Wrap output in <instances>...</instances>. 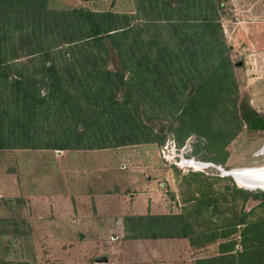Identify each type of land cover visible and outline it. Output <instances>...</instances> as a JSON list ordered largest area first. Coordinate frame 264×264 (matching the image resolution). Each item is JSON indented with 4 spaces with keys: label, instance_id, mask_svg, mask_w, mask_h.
<instances>
[{
    "label": "trees",
    "instance_id": "trees-1",
    "mask_svg": "<svg viewBox=\"0 0 264 264\" xmlns=\"http://www.w3.org/2000/svg\"><path fill=\"white\" fill-rule=\"evenodd\" d=\"M46 1L0 0V9L35 6L52 20L50 36L46 17L38 14L24 27L35 39L24 62L4 51L0 38V90L9 101L0 108V149L64 151L92 141L160 145L169 135L181 147L195 136L210 162L222 166L244 124L264 131V114L239 96L220 23L222 0H134L128 13L85 7L49 12ZM30 63H38L31 74L25 72ZM159 109L168 111L164 126L155 123ZM141 110L151 113L143 118ZM50 125L64 128L50 132ZM42 126L48 139L34 131ZM235 194L243 211L223 228L197 232L178 214L127 216L125 238L183 237L191 246L197 239L220 240L218 254L195 264H264V212L251 219L244 210L250 199L264 207V193L232 185L221 201Z\"/></svg>",
    "mask_w": 264,
    "mask_h": 264
},
{
    "label": "rangeland",
    "instance_id": "rangeland-1",
    "mask_svg": "<svg viewBox=\"0 0 264 264\" xmlns=\"http://www.w3.org/2000/svg\"><path fill=\"white\" fill-rule=\"evenodd\" d=\"M223 1L225 11L238 18L241 13L235 0ZM45 7L49 12L85 7L96 12L128 13L136 6L134 0H47ZM8 8L0 9L2 49L24 62L29 59L24 55L31 50L30 42L35 40L25 26L31 20L37 21L38 8ZM38 15L46 17L43 13ZM45 22L50 36L52 20L46 17ZM27 66L25 72L31 74L35 69L32 66L38 68V63ZM0 92L2 108L9 101L5 91ZM149 113L140 112L143 118ZM158 115L160 120L155 123L164 126L168 111L159 109ZM50 126V132L64 128ZM243 126L242 133L227 147L228 158L221 166L225 170L264 165V131H249ZM34 131L38 138L49 137L45 126ZM168 140L174 139L169 135L160 145L117 147H102L99 141H92L90 147L64 150L76 151L79 159L68 155L62 161L54 149H0V262L195 264L198 258L218 254L220 240L199 243L201 239H197V244L191 246L183 237L126 239L121 229L124 218L130 216L126 214L134 213L178 214L197 232L217 230L234 222L243 211L237 194L230 195L227 203L221 201L225 190L236 184L230 177L222 176L217 165L199 167L189 163H211V155L198 137H189L181 147L176 144L177 151L173 154L168 149L164 158L161 150ZM90 166L96 171L93 181L83 175ZM74 169L79 173H74ZM224 177L227 180L217 179ZM203 194L207 197L201 200ZM259 203L260 200L247 201L244 210L250 212L249 218L264 212ZM66 216L74 228L65 225L69 222ZM80 221L102 223L100 227L111 229H83ZM66 226L70 228L66 230ZM232 238L238 239V233Z\"/></svg>",
    "mask_w": 264,
    "mask_h": 264
},
{
    "label": "crops",
    "instance_id": "crops-1",
    "mask_svg": "<svg viewBox=\"0 0 264 264\" xmlns=\"http://www.w3.org/2000/svg\"><path fill=\"white\" fill-rule=\"evenodd\" d=\"M234 3L236 4L238 11L241 13L238 18L232 16V14L229 15V13L225 11V7L221 2L220 23L223 36L230 52L231 62L234 65V76L238 86L240 99L245 101L255 113L263 115L264 0H235ZM75 152L60 150L58 157L60 159H67L68 155H70L71 158L78 160V155ZM76 172L79 173L74 169V173ZM95 172V169L90 166L86 169V172H84L83 175L91 178L93 181L92 175ZM142 214L143 213L141 212L137 215ZM126 215L134 216L136 214L128 213ZM65 218L69 221L66 222L65 225H72L74 228L73 222L69 216H66ZM80 223L82 224L83 229L85 227L94 231L99 229H111V227H100L102 223L98 222L86 223L80 221ZM67 227L69 226H66V230ZM121 229L124 230L123 224Z\"/></svg>",
    "mask_w": 264,
    "mask_h": 264
},
{
    "label": "water",
    "instance_id": "water-1",
    "mask_svg": "<svg viewBox=\"0 0 264 264\" xmlns=\"http://www.w3.org/2000/svg\"><path fill=\"white\" fill-rule=\"evenodd\" d=\"M192 165L199 166V167H206V166H215L211 163H203L199 161H193L191 160L189 162ZM222 174V176H227L232 178V180L235 182L236 186L239 188H243L245 190L249 191H261L264 193V184L259 183L261 180L258 178L259 175L264 173V170H262L264 166L260 167H250V168H236V169H230V170H225L221 166H215ZM250 170H257L256 172L260 173H248ZM251 177V178H250ZM256 181L258 180L259 182L254 183L255 179Z\"/></svg>",
    "mask_w": 264,
    "mask_h": 264
},
{
    "label": "built area",
    "instance_id": "built-area-1",
    "mask_svg": "<svg viewBox=\"0 0 264 264\" xmlns=\"http://www.w3.org/2000/svg\"><path fill=\"white\" fill-rule=\"evenodd\" d=\"M168 149H170V152H172L173 154L177 151L176 144H175L174 140H168L167 144L164 145L163 149L161 150L162 153H163L164 158H166L165 151L167 153L169 152Z\"/></svg>",
    "mask_w": 264,
    "mask_h": 264
},
{
    "label": "bare ground",
    "instance_id": "bare-ground-1",
    "mask_svg": "<svg viewBox=\"0 0 264 264\" xmlns=\"http://www.w3.org/2000/svg\"><path fill=\"white\" fill-rule=\"evenodd\" d=\"M262 166H264V165H262ZM258 167H260V166H257V168ZM263 169L262 170H264V167H262ZM257 170H250V171H248V173H251V172H254L255 174L256 173H260V172H256ZM251 178V177H250ZM260 180H261V182H259L258 180L256 181V179H255V181H254V183H256V182H259V183H262V184H264V173L263 174H261V175H259V177H258Z\"/></svg>",
    "mask_w": 264,
    "mask_h": 264
}]
</instances>
